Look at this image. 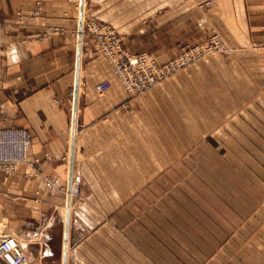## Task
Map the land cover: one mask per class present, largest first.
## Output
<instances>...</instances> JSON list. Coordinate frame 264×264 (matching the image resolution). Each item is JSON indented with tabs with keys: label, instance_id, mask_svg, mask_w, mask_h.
Here are the masks:
<instances>
[{
	"label": "crops",
	"instance_id": "crops-1",
	"mask_svg": "<svg viewBox=\"0 0 264 264\" xmlns=\"http://www.w3.org/2000/svg\"><path fill=\"white\" fill-rule=\"evenodd\" d=\"M202 2L0 0V129L31 136L28 164L0 172V238L14 237L31 264H62L70 178L67 264H264V149L257 187L199 186L215 171L194 169L213 159L198 150L213 100L245 80L253 47L264 148V0ZM81 4L83 27L104 22L125 50L158 64L211 28L237 58H205L134 96L83 33L73 133ZM50 180L64 190L47 189Z\"/></svg>",
	"mask_w": 264,
	"mask_h": 264
},
{
	"label": "rangeland",
	"instance_id": "rangeland-1",
	"mask_svg": "<svg viewBox=\"0 0 264 264\" xmlns=\"http://www.w3.org/2000/svg\"><path fill=\"white\" fill-rule=\"evenodd\" d=\"M198 6L212 7L203 6L201 3ZM212 42H218L224 46V50L215 49L212 45L210 53L200 56L189 65L211 56L223 59L237 58L238 51L232 48L218 30L211 28L205 38L198 39L196 42L180 44L176 55L170 60L177 58L188 47L210 46ZM245 58V80L228 83L229 97L213 100L216 110L213 115L214 122L211 125L212 129L209 130L203 141L207 147L198 149L200 155H211L213 159L208 164L198 162L194 169L206 171L212 165L215 176L212 180L199 178L197 180L199 186H204L207 180L208 182L213 181L215 187L244 186L247 189L253 186L257 187V151L260 152L264 149L257 145V142L260 141L257 138L262 135L261 132H257V50L253 47L247 52ZM217 104H220L221 107L218 108ZM194 166L195 164L192 165V167ZM187 167L189 169V166ZM4 223L0 220V230Z\"/></svg>",
	"mask_w": 264,
	"mask_h": 264
},
{
	"label": "built area",
	"instance_id": "built-area-1",
	"mask_svg": "<svg viewBox=\"0 0 264 264\" xmlns=\"http://www.w3.org/2000/svg\"><path fill=\"white\" fill-rule=\"evenodd\" d=\"M215 0H203L201 5L210 7ZM83 33L92 41L95 55L105 58L110 65L114 76L124 90L131 95H139L156 87L161 82L177 73L200 56L215 49L224 50L218 42L211 45H200L186 48L177 58L165 64H158L147 53H132L125 50L121 38L110 25L96 19H87ZM110 83L105 81L96 87L98 92L109 89ZM1 107V103H0ZM31 136L28 131L21 129H0V172L12 176L18 166L28 164ZM47 189L59 187L56 180L47 181ZM0 264H31L18 241L8 235L0 238Z\"/></svg>",
	"mask_w": 264,
	"mask_h": 264
},
{
	"label": "water",
	"instance_id": "water-1",
	"mask_svg": "<svg viewBox=\"0 0 264 264\" xmlns=\"http://www.w3.org/2000/svg\"><path fill=\"white\" fill-rule=\"evenodd\" d=\"M78 48H77V60H76V81L74 86V105H73V133L75 132V123H76V98L78 91V79L77 73L80 65L81 58V41L83 36V6L81 4L80 10V19H79V30H78ZM70 198H71V178L68 182V200L66 207V217H65V227H64V246H63V256H62V264H67V248H68V233H69V215H70Z\"/></svg>",
	"mask_w": 264,
	"mask_h": 264
}]
</instances>
